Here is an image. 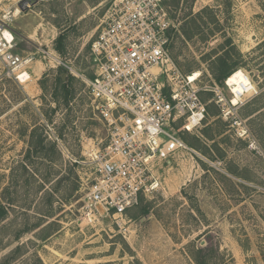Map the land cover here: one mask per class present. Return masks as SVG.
Wrapping results in <instances>:
<instances>
[{"label":"rangeland","instance_id":"rangeland-1","mask_svg":"<svg viewBox=\"0 0 264 264\" xmlns=\"http://www.w3.org/2000/svg\"><path fill=\"white\" fill-rule=\"evenodd\" d=\"M163 2L179 73L222 88L211 69L225 57L256 94L228 115L201 93L202 126L179 132L191 151L158 164L153 192L115 220L86 217L80 191L93 172L81 163L106 143L85 82L113 0H0L12 52L25 61L18 82L0 58V247L10 244L0 258L19 234L29 242L17 264H34V254L43 264H264V0ZM53 52L65 67L48 63Z\"/></svg>","mask_w":264,"mask_h":264},{"label":"built area","instance_id":"built-area-1","mask_svg":"<svg viewBox=\"0 0 264 264\" xmlns=\"http://www.w3.org/2000/svg\"><path fill=\"white\" fill-rule=\"evenodd\" d=\"M172 28L163 0H113L91 45L93 76L85 83L91 108L105 128L106 143L88 152L81 163L93 165V172L80 178L81 210L89 219L101 212L122 219L141 197L153 192V170L158 164L191 151L179 132L202 126L207 105L201 93L211 94L228 115L256 94L244 73L247 84L230 83L231 74L222 88L215 83L203 87L200 77L193 80L191 74L179 73L169 57ZM13 42L0 20V58L7 73L14 75L25 61L12 52ZM45 58L54 67H65L55 52ZM21 75L14 78L20 82Z\"/></svg>","mask_w":264,"mask_h":264},{"label":"trees","instance_id":"trees-1","mask_svg":"<svg viewBox=\"0 0 264 264\" xmlns=\"http://www.w3.org/2000/svg\"><path fill=\"white\" fill-rule=\"evenodd\" d=\"M59 39L56 42L59 43L60 42ZM56 51L61 52L62 48L60 46H57ZM213 65H216V67L211 69V73L214 75L215 80L219 81L221 84H223L225 79H227L235 71L234 67H230V68L226 67L227 64H226L225 57H218L214 61ZM60 80L61 79L59 77L58 81L63 85V87H66L67 83H68V79H66V82H61ZM42 143H43V139H39L35 143L34 148L36 149V146L37 145L39 146ZM29 151H30V149L28 150V155L30 153ZM7 214H8L7 207L2 205L0 202V221L4 220L5 217L7 216ZM28 230L29 229H25V231H23V233L27 234L29 232ZM21 237L22 236H20L19 234L15 235L14 240L17 242V245L15 247H13L8 253H6L4 256H2L0 258V264H17L19 262V260L22 259V257L25 255L26 249L28 247L27 244L29 241H27L26 243H20ZM9 246H10V244H7L3 247H0V253L3 250H5L6 248H8ZM33 263L34 264H43L41 259L39 258V256L37 254L33 255ZM197 263L201 264L198 260H197Z\"/></svg>","mask_w":264,"mask_h":264},{"label":"bare ground","instance_id":"bare-ground-1","mask_svg":"<svg viewBox=\"0 0 264 264\" xmlns=\"http://www.w3.org/2000/svg\"><path fill=\"white\" fill-rule=\"evenodd\" d=\"M4 35L7 37V39H10V36H9V33H7V32H5L4 33ZM242 71L240 70H238V71H235L233 74H234V76H232L231 78H230V80H229V82L230 83H235V84H237V86L239 87L240 86V83L242 82V81H244V82H246V80H244V78L242 77ZM192 79L193 80H195V79H197L198 77H200V73L198 72V71H194L192 74ZM28 81V80H27ZM246 84H247V82H246ZM235 104V103H234Z\"/></svg>","mask_w":264,"mask_h":264}]
</instances>
